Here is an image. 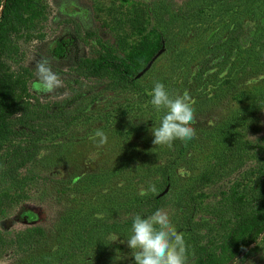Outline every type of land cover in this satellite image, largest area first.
I'll return each instance as SVG.
<instances>
[{"label":"rangeland","instance_id":"obj_1","mask_svg":"<svg viewBox=\"0 0 264 264\" xmlns=\"http://www.w3.org/2000/svg\"><path fill=\"white\" fill-rule=\"evenodd\" d=\"M262 8L264 0H16L3 15L0 0V264H134L127 222L158 209L183 233L187 264H264V231L255 230L264 213ZM159 47L125 86L105 62L135 74ZM42 57L62 79L54 93L34 89ZM92 63L100 75L88 73ZM155 81L191 96L195 138L153 145L163 115L150 102ZM154 195L155 208L140 207Z\"/></svg>","mask_w":264,"mask_h":264},{"label":"clouds","instance_id":"obj_2","mask_svg":"<svg viewBox=\"0 0 264 264\" xmlns=\"http://www.w3.org/2000/svg\"><path fill=\"white\" fill-rule=\"evenodd\" d=\"M36 81L34 89L37 92L50 94L63 87L58 73L52 68L48 58L36 60ZM151 105L157 111H163L159 126L152 127L153 145L171 147L175 140L187 142L196 136V110L191 96L183 94L170 95L168 89L160 81H155L150 91ZM98 139V145L107 143V135L102 130H96L93 140ZM148 191H155L150 186ZM140 195H147L141 190ZM119 235L111 234V241H117ZM120 243H125L120 240ZM131 250L134 264H187L188 245L183 233L178 232L171 222L169 214L158 209L154 213L142 217L137 214L132 219L131 235L126 239Z\"/></svg>","mask_w":264,"mask_h":264},{"label":"trees","instance_id":"obj_3","mask_svg":"<svg viewBox=\"0 0 264 264\" xmlns=\"http://www.w3.org/2000/svg\"><path fill=\"white\" fill-rule=\"evenodd\" d=\"M15 1L16 0H5V10L3 11V15L5 14V12H7L9 10V8L15 3ZM261 10H262V12H264V8H262ZM3 15H2V17H3ZM174 16H175V13L172 11V17H174ZM2 17H1L0 20L3 19ZM214 49L217 50V48H214ZM55 53L57 55H59L61 53V48L58 47L55 50ZM216 54H217V52H216ZM257 55L258 56H255V58L256 57L260 58V54H257ZM220 59H221V57H220ZM105 62L109 66H113L118 71L119 76L121 77V79L123 81V86H125L126 84H132L133 83V81H134V77H133L134 74H131V73L127 72V70L125 69L124 65L121 63V61H119L118 59H116L114 57H109V58L105 59ZM102 70H104V69L98 63H96V64H93L92 63V64H88L87 65V71L92 76L100 75L102 73ZM121 86L122 85L120 84L119 87H121ZM5 129H6L5 122H3V124L0 123V139L3 137L2 136V132L5 131ZM183 150H184V148L181 147V146H179L177 148L176 153H175V157L181 156L182 153H183ZM171 165H172V162L169 161V162L166 163L165 166H166V168H169V167H171ZM164 181L166 182V178H164ZM256 193H257L256 196L259 195V197H258V199H259L258 204L260 203V205H262V207H263L264 206V190H261V188H260V190L257 191ZM149 201H152V203H150ZM157 201H158V195H154L151 198H147V200L142 201V204L143 205H141L140 207H142V208L143 207H146L147 211H149V209L155 208V206L157 204ZM232 209H233V212H235V213H238V214L241 213V210H240V208L237 205H233L232 206ZM137 214L142 215V211L139 210V212L136 213L135 215H137ZM135 215L133 214L131 216V219L127 223H129L130 221H132V219H133V217ZM249 220L250 219H247V221H249ZM256 221H257V224L255 225V230L257 232L264 231V213H263V210L261 212H259V214L257 215ZM244 230H245V235H249L253 231L252 229H250V225H248V224H246V226L244 227Z\"/></svg>","mask_w":264,"mask_h":264},{"label":"water","instance_id":"obj_4","mask_svg":"<svg viewBox=\"0 0 264 264\" xmlns=\"http://www.w3.org/2000/svg\"><path fill=\"white\" fill-rule=\"evenodd\" d=\"M162 51V47H160L158 50L155 51V53L149 58V60L144 64V66L139 69L135 74H134V78L139 77L145 70L148 69V67L150 66L151 62L154 60V58L156 56H158L160 54V52ZM165 191V188L160 192L163 193Z\"/></svg>","mask_w":264,"mask_h":264}]
</instances>
